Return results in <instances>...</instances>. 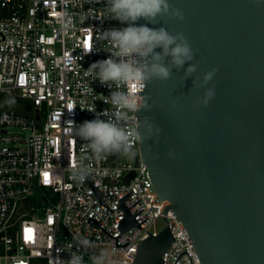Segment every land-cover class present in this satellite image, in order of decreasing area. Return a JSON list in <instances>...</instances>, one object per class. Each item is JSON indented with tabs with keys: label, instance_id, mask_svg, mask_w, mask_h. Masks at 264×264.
I'll return each mask as SVG.
<instances>
[{
	"label": "built area",
	"instance_id": "1",
	"mask_svg": "<svg viewBox=\"0 0 264 264\" xmlns=\"http://www.w3.org/2000/svg\"><path fill=\"white\" fill-rule=\"evenodd\" d=\"M104 7L103 0H0V94L25 103L23 112H0V264L67 260L66 245L81 237L93 245L80 250L86 261L107 249L119 264H133L138 244L165 227L156 229L164 217L173 241L163 264H200L181 223L163 215L168 202L153 190L138 145L136 160L90 161L68 132L109 108L112 89L85 72L110 58L100 34L124 28L105 18ZM64 12L73 20L67 31L57 22ZM78 165L91 170L82 183L72 179ZM125 212L137 226L122 232Z\"/></svg>",
	"mask_w": 264,
	"mask_h": 264
},
{
	"label": "water",
	"instance_id": "2",
	"mask_svg": "<svg viewBox=\"0 0 264 264\" xmlns=\"http://www.w3.org/2000/svg\"><path fill=\"white\" fill-rule=\"evenodd\" d=\"M169 3L183 11V21L141 19L136 26L184 33L197 71L185 79L186 63L168 81L146 87L152 110L138 117L160 131L138 145V158L168 202L163 215L181 223L200 264H264V0ZM212 68L216 75L201 88ZM213 87L208 106L193 107ZM162 221L157 235L138 244L133 264H163L173 238ZM134 226L125 212L120 229Z\"/></svg>",
	"mask_w": 264,
	"mask_h": 264
},
{
	"label": "clouds",
	"instance_id": "3",
	"mask_svg": "<svg viewBox=\"0 0 264 264\" xmlns=\"http://www.w3.org/2000/svg\"><path fill=\"white\" fill-rule=\"evenodd\" d=\"M89 2L100 3L101 0ZM103 3L105 18L128 25L100 34L107 46L104 50L110 53V58L94 63L85 71L94 76L93 80L112 89L110 96L105 97L109 108L97 113L91 121L71 125L68 132L83 142L82 148L87 160L101 161L109 156L134 159L136 146L151 139L160 129L150 118L138 117L141 111L152 110V105L148 103L150 97L133 95L128 88L135 86L138 93H144L148 85L171 79L173 69H182L187 63L189 66L184 71L187 79L197 71V66L191 63L194 53L184 33L169 31L166 27L149 28L147 24L136 26L141 19L150 24L166 20L183 21V11L173 7L169 0H103ZM86 19L89 16L81 14V22ZM57 22L62 30L67 31L73 20L64 12ZM157 49L161 51L157 52ZM217 71V68H212L206 72L199 86H207ZM214 95V87L207 88L203 98L197 99L193 107H207ZM4 103L11 107L16 101L15 98H8ZM90 112L95 113V109ZM90 174L91 170L87 166L78 165L72 171V179L82 183ZM74 247L77 251H72ZM91 247L92 242L86 237L69 242L66 245L69 258L62 260L58 255L55 264H119L113 259L115 251L107 249L89 256L86 261L80 250Z\"/></svg>",
	"mask_w": 264,
	"mask_h": 264
},
{
	"label": "rangeland",
	"instance_id": "4",
	"mask_svg": "<svg viewBox=\"0 0 264 264\" xmlns=\"http://www.w3.org/2000/svg\"><path fill=\"white\" fill-rule=\"evenodd\" d=\"M8 98H14V97L8 96V95H5V94H0V110H2V111H7L8 110V111H15V112H23L22 107L25 104L23 100L15 98V101H16L15 105L9 107L8 105H6L4 103V101L6 99H8ZM34 194H36L38 196H41L40 192H36ZM162 226H163V221H162V219H159L157 221V224H156V227H157L156 229H161Z\"/></svg>",
	"mask_w": 264,
	"mask_h": 264
},
{
	"label": "snow or ice",
	"instance_id": "5",
	"mask_svg": "<svg viewBox=\"0 0 264 264\" xmlns=\"http://www.w3.org/2000/svg\"><path fill=\"white\" fill-rule=\"evenodd\" d=\"M47 180H48V175L45 174V181L47 182Z\"/></svg>",
	"mask_w": 264,
	"mask_h": 264
},
{
	"label": "trees",
	"instance_id": "6",
	"mask_svg": "<svg viewBox=\"0 0 264 264\" xmlns=\"http://www.w3.org/2000/svg\"><path fill=\"white\" fill-rule=\"evenodd\" d=\"M0 112H3L2 110H0Z\"/></svg>",
	"mask_w": 264,
	"mask_h": 264
}]
</instances>
